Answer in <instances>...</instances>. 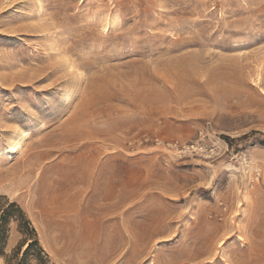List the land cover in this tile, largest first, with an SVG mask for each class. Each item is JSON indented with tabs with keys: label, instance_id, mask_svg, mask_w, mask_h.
Returning <instances> with one entry per match:
<instances>
[{
	"label": "rangeland",
	"instance_id": "rangeland-1",
	"mask_svg": "<svg viewBox=\"0 0 264 264\" xmlns=\"http://www.w3.org/2000/svg\"><path fill=\"white\" fill-rule=\"evenodd\" d=\"M0 196L53 264H264V0H0Z\"/></svg>",
	"mask_w": 264,
	"mask_h": 264
},
{
	"label": "trees",
	"instance_id": "trees-1",
	"mask_svg": "<svg viewBox=\"0 0 264 264\" xmlns=\"http://www.w3.org/2000/svg\"><path fill=\"white\" fill-rule=\"evenodd\" d=\"M15 223L22 240L11 253L7 252L11 225ZM0 256L5 264H53L40 243L37 231L26 212L16 202L0 196Z\"/></svg>",
	"mask_w": 264,
	"mask_h": 264
},
{
	"label": "bare ground",
	"instance_id": "bare-ground-1",
	"mask_svg": "<svg viewBox=\"0 0 264 264\" xmlns=\"http://www.w3.org/2000/svg\"><path fill=\"white\" fill-rule=\"evenodd\" d=\"M22 138L19 139V141L16 143V145L12 148V150H16L17 147L20 145V142H21Z\"/></svg>",
	"mask_w": 264,
	"mask_h": 264
}]
</instances>
